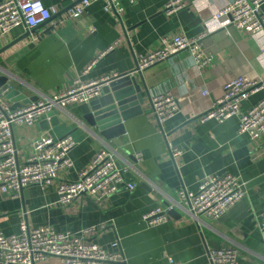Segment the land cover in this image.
<instances>
[{
	"label": "crops",
	"instance_id": "1",
	"mask_svg": "<svg viewBox=\"0 0 264 264\" xmlns=\"http://www.w3.org/2000/svg\"><path fill=\"white\" fill-rule=\"evenodd\" d=\"M80 1L43 0L60 13L15 44L27 33L25 25L8 35L0 33V75L7 71L27 101L38 99V91H67L77 80L88 82L135 71L138 59L160 49L165 37L205 36L198 50H183L130 75L141 92L124 109L139 112L123 122L125 132L119 137L107 139L88 124L84 115L90 104L86 102L59 109L55 125L48 119L32 126L17 125L20 160L35 152L34 140L42 134L56 138L72 134L77 141L70 153L74 165L60 169L58 179L46 188L31 186L18 197L0 189V231L6 236L15 234L24 220L30 227L49 226L73 233L106 224L99 234L85 235L111 252L121 250L126 261L120 264H170L171 258L184 264H212L208 250L225 245L240 250L241 264H264L260 228L264 136L252 139L241 134L237 117L223 122L199 118L224 97L233 79L264 81V33L256 39L231 24L228 17H213L234 0H186V6L172 15L165 12L169 0H121L120 13L99 0L80 17L67 19V8ZM199 53L208 59L207 65L196 64ZM168 93L177 97L180 110L162 129L152 99ZM263 98L264 88L245 99L241 107L247 110ZM3 103L13 106L9 99ZM172 147L181 153L174 155ZM103 148L116 153L121 168L128 167L125 180L136 187L125 185L101 200L82 195L69 204L61 203L60 184L76 180ZM138 154L141 160L136 159ZM226 172L248 183L247 195L219 219H195L180 196L181 189L195 192L207 175ZM168 205H174L170 218L149 225L145 215ZM37 264L62 263L52 257Z\"/></svg>",
	"mask_w": 264,
	"mask_h": 264
},
{
	"label": "built area",
	"instance_id": "2",
	"mask_svg": "<svg viewBox=\"0 0 264 264\" xmlns=\"http://www.w3.org/2000/svg\"><path fill=\"white\" fill-rule=\"evenodd\" d=\"M99 0H81L80 3L66 10V18L76 19L86 8ZM106 8L120 13L121 0H105ZM264 0H234L227 7L214 13L215 19L228 17L230 23L238 29H245L259 39L264 33ZM186 6V0H169L165 12L172 15ZM60 11L56 7H47L43 0H5L0 4V33L8 35L15 27L25 25L27 32L52 21ZM65 18V19H66ZM46 23V24H47ZM205 34L189 39L176 36L173 39L165 37L163 46L138 59L135 71L142 72L157 62L169 59L183 50H198ZM196 64L207 65L208 59L202 54L195 56ZM96 60L88 65V73L96 64ZM135 71L128 72L131 75ZM113 75L88 82L76 81L73 88L64 92L38 91L39 98L16 109L12 105L4 104L10 91L15 87L13 79L7 81L0 88V189L2 192L18 197L25 188L31 186L48 187L58 179L59 171L65 167H72L74 161L71 151L77 146L72 134L63 137H53L42 134L34 140V153L25 160L19 159V143L15 137L17 125L32 126L42 121L50 112L58 111L75 102L90 103L102 93L103 85ZM264 88L263 80H251L239 77L230 81L221 99L216 101L211 109L200 113L202 122L215 119L223 122L230 117L239 120V132L248 134L252 139L264 136V98L247 110L241 105L245 99ZM204 94H207L205 91ZM154 114L163 129L164 123L174 117L180 110L175 95L160 94L152 99ZM58 113V112H57ZM50 120V117L47 118ZM174 155L181 151L171 148ZM141 160V155L136 156ZM128 167L121 168L116 159V153L103 148L96 155L92 165L83 169L76 180L64 181L60 184V202L69 204L82 195L101 200L118 193L125 185L134 189L136 184L127 183L124 173ZM248 183L241 176L231 173H217L207 175L195 192L181 189L180 196L188 205L189 213L197 220L202 217L221 218L234 205L247 195ZM174 205L165 209L157 207L145 215L149 225L154 226L170 218ZM106 228V224L92 226L81 232H57L49 226L30 227L26 220L20 224L17 233L6 236L0 231V264H37L49 258H56L62 264H120L126 261L120 251L111 252L100 244L88 240L86 233L99 234ZM260 228L264 234V209L261 215ZM118 246V243H115ZM208 255L212 264H241V252L237 247L225 245L220 248L209 249ZM170 264H184L170 259Z\"/></svg>",
	"mask_w": 264,
	"mask_h": 264
},
{
	"label": "water",
	"instance_id": "3",
	"mask_svg": "<svg viewBox=\"0 0 264 264\" xmlns=\"http://www.w3.org/2000/svg\"><path fill=\"white\" fill-rule=\"evenodd\" d=\"M38 27L28 31L22 37L16 39L12 44L27 38ZM5 73L6 74L0 75V88L7 83L9 80L8 76L10 77V74L7 71ZM140 92L141 87L137 84L136 78L126 75V73L118 77H113L109 82L103 85L101 95L89 103L90 110L84 115V119H86L90 126H93L101 131L102 135H104L107 139L119 137L125 132L123 122L128 120L134 112H139V110H135L131 113L130 111H126L124 108L130 102L137 100L138 96L136 94ZM26 98V95L23 94L19 88H14L6 97V99H9L12 102L13 109L37 100L36 98L27 101ZM48 117H50L49 122L52 125L59 122L56 111L50 112L47 116H44L42 121L47 122Z\"/></svg>",
	"mask_w": 264,
	"mask_h": 264
}]
</instances>
